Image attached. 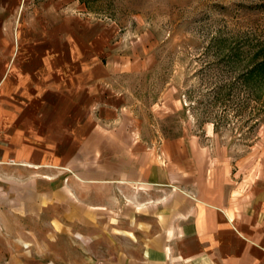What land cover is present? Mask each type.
Returning <instances> with one entry per match:
<instances>
[{
  "label": "rangeland",
  "instance_id": "374dc122",
  "mask_svg": "<svg viewBox=\"0 0 264 264\" xmlns=\"http://www.w3.org/2000/svg\"><path fill=\"white\" fill-rule=\"evenodd\" d=\"M263 50L264 0H0V87L9 76L11 93L0 107L33 109L28 119L50 118L54 106L84 109L79 122L95 127L70 159L80 175L97 178L100 162L109 168L139 145L160 167L213 174L219 191L264 213V93L252 100L244 76ZM66 168L28 177L41 181L42 220L21 214L27 233L0 264L141 256L145 229L125 226L124 206L103 210L98 182L75 179L73 212L47 206L45 194L64 192L73 177Z\"/></svg>",
  "mask_w": 264,
  "mask_h": 264
},
{
  "label": "crops",
  "instance_id": "0c3cea01",
  "mask_svg": "<svg viewBox=\"0 0 264 264\" xmlns=\"http://www.w3.org/2000/svg\"><path fill=\"white\" fill-rule=\"evenodd\" d=\"M47 64L49 73L54 63L48 60ZM7 80L0 87L4 101L11 95ZM19 112L0 107V255L23 241L27 232L21 225V214L24 218L30 209L36 219L42 220L41 181L36 172L34 178L28 179L33 170L70 167L72 171L68 172L73 177L67 180L64 192L52 190L45 194L51 202L47 206L62 205L67 212H73L75 179L83 184L98 182L104 192L103 210H116L121 205L130 213L128 224L115 219V226L126 223L125 226L145 229L141 256L124 264H264L262 209L233 201L232 195L219 191L210 177L213 174L204 172L192 179V174L173 172L148 156H140V146L133 145L126 156L114 157L115 167L110 166L112 162L109 168L100 162L97 178L80 175L70 159L86 133L95 127L91 121L79 122L85 110L54 106L49 110L50 118L40 119L27 118L34 116L33 109L27 112L20 108ZM60 132H65L70 142L66 158L59 151V141L64 140ZM139 211L146 214L142 221Z\"/></svg>",
  "mask_w": 264,
  "mask_h": 264
},
{
  "label": "trees",
  "instance_id": "16d2710c",
  "mask_svg": "<svg viewBox=\"0 0 264 264\" xmlns=\"http://www.w3.org/2000/svg\"><path fill=\"white\" fill-rule=\"evenodd\" d=\"M244 76L252 100L258 102L261 99L260 94L264 93V50L258 55L252 56V65L247 69Z\"/></svg>",
  "mask_w": 264,
  "mask_h": 264
},
{
  "label": "built area",
  "instance_id": "2783aa9c",
  "mask_svg": "<svg viewBox=\"0 0 264 264\" xmlns=\"http://www.w3.org/2000/svg\"><path fill=\"white\" fill-rule=\"evenodd\" d=\"M11 164H15V163H11Z\"/></svg>",
  "mask_w": 264,
  "mask_h": 264
}]
</instances>
